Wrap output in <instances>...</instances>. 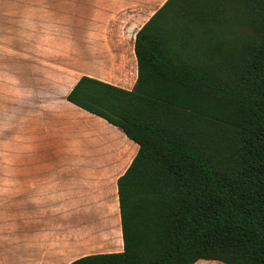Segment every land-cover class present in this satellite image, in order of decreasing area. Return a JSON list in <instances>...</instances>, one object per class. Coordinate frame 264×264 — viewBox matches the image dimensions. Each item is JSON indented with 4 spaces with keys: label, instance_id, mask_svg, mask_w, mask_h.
I'll return each mask as SVG.
<instances>
[{
    "label": "trees",
    "instance_id": "obj_1",
    "mask_svg": "<svg viewBox=\"0 0 264 264\" xmlns=\"http://www.w3.org/2000/svg\"><path fill=\"white\" fill-rule=\"evenodd\" d=\"M133 52L130 91L83 76L66 96L138 146L123 250L70 264H264V0H166Z\"/></svg>",
    "mask_w": 264,
    "mask_h": 264
},
{
    "label": "crops",
    "instance_id": "obj_2",
    "mask_svg": "<svg viewBox=\"0 0 264 264\" xmlns=\"http://www.w3.org/2000/svg\"><path fill=\"white\" fill-rule=\"evenodd\" d=\"M165 1L0 0V264L123 250L117 179L138 146L66 96L83 76L130 91Z\"/></svg>",
    "mask_w": 264,
    "mask_h": 264
},
{
    "label": "rangeland",
    "instance_id": "obj_3",
    "mask_svg": "<svg viewBox=\"0 0 264 264\" xmlns=\"http://www.w3.org/2000/svg\"><path fill=\"white\" fill-rule=\"evenodd\" d=\"M124 57H127V55L125 54V56ZM116 73H121V71H115V72H110V74H111V78H114V74H116ZM129 75H130V73H129Z\"/></svg>",
    "mask_w": 264,
    "mask_h": 264
}]
</instances>
